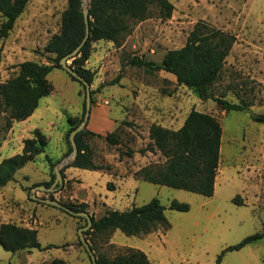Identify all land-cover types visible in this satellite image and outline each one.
Masks as SVG:
<instances>
[{"label": "rangeland", "instance_id": "1", "mask_svg": "<svg viewBox=\"0 0 264 264\" xmlns=\"http://www.w3.org/2000/svg\"><path fill=\"white\" fill-rule=\"evenodd\" d=\"M169 1L174 5L170 18L152 16L135 23L132 31L119 39V45L105 40L91 43L85 67L94 71L90 84L94 103L85 128L102 137L93 135L86 140L93 149L94 162L102 169L71 167V175L81 176L72 178L64 169L61 187L53 192L35 191L36 184L50 180L55 167L61 169L72 160L66 155L68 119L80 120L83 115L85 87L64 68H54L48 75L52 91L40 99L29 121L12 122L7 130L6 115L0 114V161L20 153L23 140L32 137L34 129L48 139L45 151L0 187V224L37 229L41 247L11 252L0 246V264H53L54 259H63L65 264H92L78 236L86 219L31 195L76 206L85 203L87 213L95 218L111 209L122 211L145 204L153 197L165 206L170 226H158L147 234L126 235L119 230L92 234L86 230L84 237L95 255L114 257L139 249L151 264H264V236L239 250L224 251L249 235L264 232V122L249 113L264 114V0ZM66 6L67 0L27 3L8 35L0 36V82L14 76L22 61L52 62L53 55L45 52L44 46L59 31ZM3 21L0 13V27ZM199 21L236 37L222 74L207 91L210 98H198L164 70L148 71L127 63L133 56L161 62L167 50L185 44ZM222 95L246 109L225 112L214 99ZM192 109L214 115L222 127L212 196L135 176L140 168L164 161L159 152L140 153L152 142L150 126L177 129ZM107 132L119 134L121 142L109 144L103 137ZM129 149L133 150L130 156ZM48 158L56 161L53 169ZM129 175L139 180L123 185L120 178ZM108 182L116 189L109 190ZM172 200L187 203L189 209H170Z\"/></svg>", "mask_w": 264, "mask_h": 264}, {"label": "trees", "instance_id": "2", "mask_svg": "<svg viewBox=\"0 0 264 264\" xmlns=\"http://www.w3.org/2000/svg\"><path fill=\"white\" fill-rule=\"evenodd\" d=\"M29 1L31 0H0V13L4 17L0 27L1 37H6L12 30ZM81 3V0H67V6L61 13L59 31L52 34L44 46V51L53 55L51 63H40L35 60L22 61L18 64V70L14 76L0 82V114L6 115L7 130L13 121H22L31 116L39 106L40 99L51 93L52 85L48 75L54 68H62L60 59L72 52L82 41L85 34V22ZM88 7L89 37L79 54L71 59L70 65L89 84L93 82L94 71L85 67V63L90 57L92 42L105 40L119 45V39L128 35L135 23L152 16L168 19L174 10V5L169 0H88ZM235 40L236 37L233 34L199 21L189 33L185 44L182 47L167 50L161 62L154 63L133 56L127 60V63L142 66L148 71L164 70L171 73L179 85H185L200 99H208L211 96L207 91L222 74L226 58ZM70 76L84 86L81 81ZM118 77L111 83H116ZM93 94L91 90V95ZM214 99L225 112L246 109L242 104L228 101L223 95ZM93 103L94 98L91 97V104ZM84 113L85 101L82 119ZM82 119H68L69 129L65 135L66 155L72 151L69 134ZM254 119L264 122V114ZM32 133V137L23 140L20 153L0 161V187L11 181L17 170L45 151L48 144L47 137L39 129H34ZM93 135L102 137L101 134L86 128L75 135L77 155L60 169L63 176L64 169L71 166L88 170L103 168L102 165L94 162L93 149L86 140ZM221 136L220 121L212 114L195 109L187 114L183 124L177 129L152 124L149 128V137L152 142L147 148L141 149L140 153L159 152L164 161L159 165L152 164L140 168L135 172V176L153 184L212 196L218 173ZM103 137L112 145H118L121 142L119 134L115 132H107ZM1 140L0 137V145ZM127 154L132 155L133 150L129 149ZM48 160L53 169L55 163L50 158ZM54 179L55 172H52L50 180L39 184L48 187ZM107 188L115 189L112 182L107 183ZM63 204L75 211L87 212L85 203L77 206L70 203ZM169 208L187 211L189 205L172 200ZM91 219L92 226L88 232L92 234H108L119 230L126 235H140L150 233L158 226H170L165 215V206L157 197H153L145 204L133 205L126 210L111 209L98 218L91 216ZM37 234V229L32 227L10 222L1 223L0 246L11 252L40 248ZM263 236L264 232L249 235L224 251L239 250ZM95 256L97 264H151L147 255L139 249H130L126 254H118L114 257L105 254ZM53 264H65V261L54 259Z\"/></svg>", "mask_w": 264, "mask_h": 264}, {"label": "water", "instance_id": "3", "mask_svg": "<svg viewBox=\"0 0 264 264\" xmlns=\"http://www.w3.org/2000/svg\"><path fill=\"white\" fill-rule=\"evenodd\" d=\"M81 2H82L81 3L82 13H83L84 22H85L84 37H83L82 41L80 42V44L72 52L68 53L67 55H65L64 57H62L60 59V65L62 66V68H64L70 75L75 77L77 80L81 81L85 86V113H84L83 119L80 122V124L74 130H72L69 134V140H70V143L72 146V151L68 156V158H70V159L75 158V156L77 155V145H76V141H75V135L78 132H80L82 129H84L85 126L87 125L89 115H90L91 97H92L91 90H90V84L81 75H79L78 72L69 64V60L73 59L77 54H79L81 47L84 45V43L88 39L89 33H90V31H89L90 28H89L88 0H81ZM249 113L252 115L253 118H256L258 116V114H255L253 112V110H249ZM64 161L65 160H63L62 162H64ZM62 184H63V175H62L59 167H55V179L52 182V184L48 187H46L43 184H39L35 187V191L44 190V191H48V192H53L57 188L61 187ZM31 198L38 200L40 202L49 204L51 206L59 207V208L67 211L68 213H70L72 215L84 217L86 219V225L79 228L78 236H79V239L82 242L83 246L87 250V252L91 258L92 264H97L96 256H95L91 246L89 245L88 241L84 237V232L86 230H89L92 226L91 216L85 211H75V210L71 209L70 207L64 205L63 203H61L57 200L51 199V198H40L36 195H31Z\"/></svg>", "mask_w": 264, "mask_h": 264}, {"label": "crops", "instance_id": "4", "mask_svg": "<svg viewBox=\"0 0 264 264\" xmlns=\"http://www.w3.org/2000/svg\"><path fill=\"white\" fill-rule=\"evenodd\" d=\"M34 113V112H33ZM33 115V114H32ZM32 115L31 116H29L27 119H25V120H22V121H13V123H14V125H15V123H17V122H20V123H25V122H27V121H29L30 120V118L32 117ZM51 159V158H50ZM51 161L53 162V163H56V161H54V160H52L51 159ZM71 167H73V166H71ZM71 167H68V168H66V174H67V177L68 178H72V177H81L80 175H75V176H73V175H71V173H70V170H71ZM64 177V176H63ZM119 178V177H118ZM216 178H217V176H216ZM129 180H139V179H137L136 177H133V176H131V175H129V176H127V177H121L120 178V181H121V183L124 185L125 183H127V181H129ZM215 182H216V179H215ZM114 184V183H113ZM115 187V186H114ZM117 187V186H116ZM116 189V188H115ZM114 189V190H115ZM125 189H129V187H128V185H126V188Z\"/></svg>", "mask_w": 264, "mask_h": 264}, {"label": "bare ground", "instance_id": "5", "mask_svg": "<svg viewBox=\"0 0 264 264\" xmlns=\"http://www.w3.org/2000/svg\"><path fill=\"white\" fill-rule=\"evenodd\" d=\"M96 128V127H95Z\"/></svg>", "mask_w": 264, "mask_h": 264}]
</instances>
